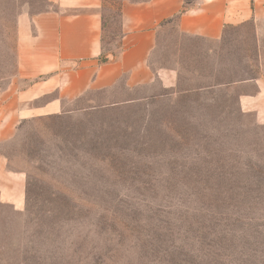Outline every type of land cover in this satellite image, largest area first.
Wrapping results in <instances>:
<instances>
[{
	"label": "rangeland",
	"instance_id": "rangeland-1",
	"mask_svg": "<svg viewBox=\"0 0 264 264\" xmlns=\"http://www.w3.org/2000/svg\"><path fill=\"white\" fill-rule=\"evenodd\" d=\"M123 1L102 0L103 57L120 52ZM57 8L0 0V96L49 78L18 77V23ZM229 97L78 112L62 99V114L8 132L0 153L27 175L28 204L0 206V264H264V125ZM60 98L55 88L32 107Z\"/></svg>",
	"mask_w": 264,
	"mask_h": 264
},
{
	"label": "crops",
	"instance_id": "crops-1",
	"mask_svg": "<svg viewBox=\"0 0 264 264\" xmlns=\"http://www.w3.org/2000/svg\"><path fill=\"white\" fill-rule=\"evenodd\" d=\"M50 1L56 10L18 23V77L49 78L25 91L13 86L3 92L0 143L24 121L62 114V99L82 104L78 112L220 94L234 96L241 114L264 125V0L123 1L120 52L106 57L102 0ZM165 52L175 58L170 65L155 61ZM186 71L190 90L182 89ZM59 87L60 100L42 113L32 107L41 93ZM87 94L95 95L84 100ZM27 204V175L11 170L0 153V206L21 213Z\"/></svg>",
	"mask_w": 264,
	"mask_h": 264
}]
</instances>
